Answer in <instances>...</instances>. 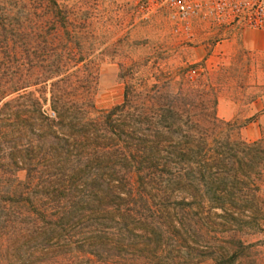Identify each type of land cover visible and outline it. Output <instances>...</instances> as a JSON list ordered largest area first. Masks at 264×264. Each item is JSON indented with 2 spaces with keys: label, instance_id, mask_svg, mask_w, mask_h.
I'll use <instances>...</instances> for the list:
<instances>
[{
  "label": "trees",
  "instance_id": "16d2710c",
  "mask_svg": "<svg viewBox=\"0 0 264 264\" xmlns=\"http://www.w3.org/2000/svg\"><path fill=\"white\" fill-rule=\"evenodd\" d=\"M118 15L0 0V264H264V132L220 118L214 70L184 59L128 58L98 107Z\"/></svg>",
  "mask_w": 264,
  "mask_h": 264
},
{
  "label": "rangeland",
  "instance_id": "374dc122",
  "mask_svg": "<svg viewBox=\"0 0 264 264\" xmlns=\"http://www.w3.org/2000/svg\"><path fill=\"white\" fill-rule=\"evenodd\" d=\"M91 3L92 0H85L86 5ZM98 7L114 9L119 14L109 30L101 26L97 31L103 42L93 52L102 57L95 95L98 107H109L121 101L123 84L118 74L120 64L128 63V58L163 57L167 60L164 70L176 69L184 59L197 64L199 70L204 66L214 70L212 80L220 84L222 91L218 101L224 104L220 112L217 111L220 118L229 120L222 114L228 112L231 105L230 110L233 108L235 115L230 120L242 125L243 138L253 140L251 135L258 132L260 136L264 132V115L259 116L264 113V47H245L238 34L232 37L211 35L208 28L195 25V19L187 30H177L165 13L136 10L134 0H98Z\"/></svg>",
  "mask_w": 264,
  "mask_h": 264
},
{
  "label": "built area",
  "instance_id": "2783aa9c",
  "mask_svg": "<svg viewBox=\"0 0 264 264\" xmlns=\"http://www.w3.org/2000/svg\"><path fill=\"white\" fill-rule=\"evenodd\" d=\"M144 13H165L175 29L195 25L208 28L211 35H229L243 30L264 31V0H134Z\"/></svg>",
  "mask_w": 264,
  "mask_h": 264
},
{
  "label": "crops",
  "instance_id": "0c3cea01",
  "mask_svg": "<svg viewBox=\"0 0 264 264\" xmlns=\"http://www.w3.org/2000/svg\"><path fill=\"white\" fill-rule=\"evenodd\" d=\"M237 37L245 47L254 48V49H260L261 47H264V31L243 30L242 32L238 33ZM229 106L231 107V105ZM222 107H224V104L218 101L217 111L220 112ZM230 107L228 112L222 114L225 119H229V120L235 115L233 108L230 110ZM263 115L264 113H260L259 116H263ZM245 131L247 134L249 133L248 130L245 129ZM250 137L253 140L258 138L259 137L258 132L255 135H251Z\"/></svg>",
  "mask_w": 264,
  "mask_h": 264
}]
</instances>
